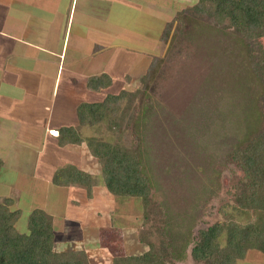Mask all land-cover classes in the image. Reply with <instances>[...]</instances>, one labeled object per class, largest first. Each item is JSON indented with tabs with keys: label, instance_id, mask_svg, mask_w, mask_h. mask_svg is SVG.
Returning a JSON list of instances; mask_svg holds the SVG:
<instances>
[{
	"label": "rangeland",
	"instance_id": "374dc122",
	"mask_svg": "<svg viewBox=\"0 0 264 264\" xmlns=\"http://www.w3.org/2000/svg\"><path fill=\"white\" fill-rule=\"evenodd\" d=\"M195 3L157 0L154 8L162 12L163 21L158 18L150 28L152 34L148 32L152 46H142L140 38L123 40L121 46H128L130 55L116 63L114 75L104 69L112 75V84L94 91L79 82L77 96L67 101L94 102L122 89L138 93L126 117L128 127H114L110 116L94 126H80L78 117L65 122L72 121L86 139L123 142L135 149L150 188L147 198L111 193L104 183V166L87 141L58 146L48 136L39 141L44 150L38 153L34 142L40 136L31 141L28 130L15 136L0 173V201L10 199L9 208L20 211L16 226L21 232L28 231L32 211L48 216L55 242L46 263L60 264L72 252L87 253L86 247H94L91 256L98 263L109 262L104 254L152 251L163 264H207L192 255L202 229L260 219V211L242 208L236 201L243 172L234 151L257 128L264 130L262 85L254 76L244 38L222 29L215 19L186 11ZM111 4L103 3L101 11L109 12ZM121 11L127 15L124 7ZM259 41L264 46V36ZM135 45L142 49L136 63L131 55ZM122 49L126 52V47ZM150 55L158 57L154 66H141L145 58L151 60ZM146 73L149 76L142 82ZM125 101H120L122 107ZM66 165L89 173L91 192L83 186L54 184L53 176ZM214 242L225 248L227 231ZM235 264H264V252L248 249Z\"/></svg>",
	"mask_w": 264,
	"mask_h": 264
},
{
	"label": "crops",
	"instance_id": "0c3cea01",
	"mask_svg": "<svg viewBox=\"0 0 264 264\" xmlns=\"http://www.w3.org/2000/svg\"><path fill=\"white\" fill-rule=\"evenodd\" d=\"M106 1L112 3L107 13L101 11ZM156 1L0 0V160L3 164L16 142L15 136L24 130H28L31 141L40 136L37 141L41 142L49 136L58 145L55 131L62 126H75L72 121L65 122L77 117L81 102L75 105V101L67 102L77 96L75 88L82 82L90 90L89 77L110 75L104 69L114 75L116 63L131 52L128 46H121L123 40L140 38L142 46H152L150 28L163 17L154 8ZM88 6L93 7L91 14L86 11ZM122 7L127 15L122 14ZM140 52L142 49L135 45V54H131L134 63L136 54L142 55ZM151 60L145 58L147 63L144 61L141 66ZM51 123L54 125L50 126ZM38 142H34V147L41 153L44 149L38 147ZM99 247L104 252V247ZM93 248H85L90 264H114V257L104 253L109 262H96L91 256Z\"/></svg>",
	"mask_w": 264,
	"mask_h": 264
},
{
	"label": "trees",
	"instance_id": "16d2710c",
	"mask_svg": "<svg viewBox=\"0 0 264 264\" xmlns=\"http://www.w3.org/2000/svg\"><path fill=\"white\" fill-rule=\"evenodd\" d=\"M186 11L198 17L206 16L217 21L224 30H231L244 38L247 54L250 58L254 76L261 82L260 98L264 99V46L259 41L264 36V0H196L195 5ZM170 24L167 25L163 39H167ZM98 48V47H97ZM157 57V56H156ZM152 58L149 68L154 66L158 57ZM148 73L141 78L147 80ZM91 90H100L112 84L107 73L93 75L88 79ZM140 92V91H139ZM136 95L122 89L118 94L109 93L101 101H84L77 106L79 125L94 126L112 117L113 126H129L126 118L135 101ZM126 99L122 107L120 101ZM59 146L80 145L87 141L89 147L104 166L103 178L106 188L113 194L132 197L149 196V184L142 173V162L137 151L123 142H111L104 139H86L77 126H62L55 131ZM123 139V135L120 136ZM243 176L237 185L236 201L245 209L261 212L260 219L248 224L229 221L216 223L200 231V239L192 249L197 261L207 264H235L248 249L264 252V130L257 128L234 151ZM3 166L0 160V170ZM55 185L83 186L92 191L91 177L81 168L71 165L58 170L53 176ZM10 199L0 201V264H50L46 257L53 251L55 233L48 216L34 210L27 220V232L17 229L16 222L20 211L9 208ZM227 231L228 244L225 248L215 245L217 235ZM120 246V245H119ZM43 261V263H40ZM114 264H163L160 256L152 251L143 254H119ZM60 264H90L85 251H75Z\"/></svg>",
	"mask_w": 264,
	"mask_h": 264
}]
</instances>
